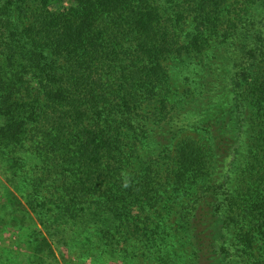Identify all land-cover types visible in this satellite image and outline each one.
<instances>
[{
  "label": "trees",
  "instance_id": "obj_1",
  "mask_svg": "<svg viewBox=\"0 0 264 264\" xmlns=\"http://www.w3.org/2000/svg\"><path fill=\"white\" fill-rule=\"evenodd\" d=\"M0 173L34 253L264 264V0H0Z\"/></svg>",
  "mask_w": 264,
  "mask_h": 264
},
{
  "label": "rangeland",
  "instance_id": "obj_2",
  "mask_svg": "<svg viewBox=\"0 0 264 264\" xmlns=\"http://www.w3.org/2000/svg\"><path fill=\"white\" fill-rule=\"evenodd\" d=\"M177 77L181 79L182 75H177ZM190 119L191 127H193L197 125L198 120H202V117ZM188 127L190 126L188 125ZM191 127L188 130L189 134L201 136ZM3 183L6 184V181L0 173V264H92L93 261H95L93 264H122L121 261L97 256V253L94 255L97 257L95 259H87L84 256L69 254L68 252L66 256H61L58 252L55 253L56 255H51L47 251L34 253L35 250L39 252V249L43 248L38 240L41 238L40 234L33 231L31 227H23L20 222L13 220L14 208L10 209L12 215L6 214L4 209L7 206L8 193H6ZM170 233L172 236L167 239L168 244L165 248L169 251L172 264H189L188 246L172 231Z\"/></svg>",
  "mask_w": 264,
  "mask_h": 264
}]
</instances>
